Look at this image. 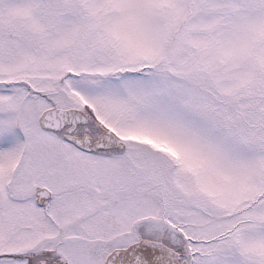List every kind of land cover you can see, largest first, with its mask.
<instances>
[{"label":"snow or ice","instance_id":"obj_1","mask_svg":"<svg viewBox=\"0 0 264 264\" xmlns=\"http://www.w3.org/2000/svg\"><path fill=\"white\" fill-rule=\"evenodd\" d=\"M0 264H264V0H0Z\"/></svg>","mask_w":264,"mask_h":264}]
</instances>
